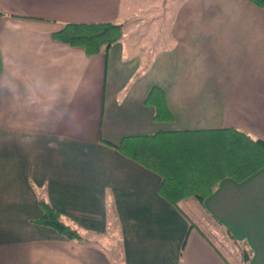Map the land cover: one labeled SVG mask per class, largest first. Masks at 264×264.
<instances>
[{"label":"crops","instance_id":"crops-1","mask_svg":"<svg viewBox=\"0 0 264 264\" xmlns=\"http://www.w3.org/2000/svg\"><path fill=\"white\" fill-rule=\"evenodd\" d=\"M0 11V264H264V167L173 205L160 176L115 147L197 129L264 140V8L0 0ZM102 21L123 24L106 52L53 37L65 23ZM153 86L172 119H154ZM40 199L82 240L38 223Z\"/></svg>","mask_w":264,"mask_h":264},{"label":"trees","instance_id":"trees-1","mask_svg":"<svg viewBox=\"0 0 264 264\" xmlns=\"http://www.w3.org/2000/svg\"><path fill=\"white\" fill-rule=\"evenodd\" d=\"M250 1L264 8V0ZM53 37L94 55L106 52L123 37V24L65 23ZM1 69L0 55V73ZM145 103L154 108L155 120L173 118L158 86L151 88ZM115 147L156 172L161 178L158 192L173 205L187 197L203 201L222 179L229 177L240 182L264 167V140L234 128L156 131L124 137ZM39 204L43 215L36 220L38 223L69 239L82 240L81 234L63 221L59 211L44 199ZM242 257L247 261L250 252L243 250Z\"/></svg>","mask_w":264,"mask_h":264}]
</instances>
